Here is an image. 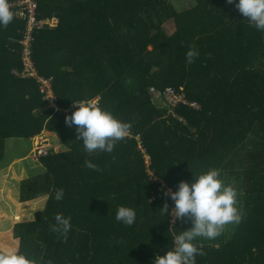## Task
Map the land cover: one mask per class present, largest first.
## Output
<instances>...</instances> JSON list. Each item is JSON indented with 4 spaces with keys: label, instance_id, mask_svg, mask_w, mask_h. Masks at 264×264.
I'll return each instance as SVG.
<instances>
[{
    "label": "trees",
    "instance_id": "16d2710c",
    "mask_svg": "<svg viewBox=\"0 0 264 264\" xmlns=\"http://www.w3.org/2000/svg\"><path fill=\"white\" fill-rule=\"evenodd\" d=\"M36 1L46 24L34 33L33 59L62 111L38 114L50 104L41 84L14 73L24 69L25 28L14 15L0 26V167L12 139L49 132L66 150L39 160L44 174L21 182L7 213L0 169V251L15 247L44 264H153L192 226L175 218L166 190L217 169L244 211L214 240L197 241L205 254L196 264H264V31L227 0H194L184 11L171 0ZM189 50L199 53L191 63ZM167 88L188 102L175 115L154 100ZM96 99L130 124L112 152L88 153L66 123L76 103ZM16 203L23 213L14 220ZM120 206L136 210L132 226L115 219ZM58 213L71 217L66 239L50 228Z\"/></svg>",
    "mask_w": 264,
    "mask_h": 264
},
{
    "label": "clouds",
    "instance_id": "9594fccd",
    "mask_svg": "<svg viewBox=\"0 0 264 264\" xmlns=\"http://www.w3.org/2000/svg\"><path fill=\"white\" fill-rule=\"evenodd\" d=\"M227 2L229 4L235 2V7L243 17L257 30L264 31V0H227ZM14 15L9 0H0V26L6 27L12 22ZM198 55L196 50H189L186 53L187 61L191 63ZM76 104H78L76 110L65 119L70 126H76L77 140L82 138V144L88 153L112 152L116 142L128 136L130 124L120 120L111 111L94 102ZM42 134L46 135V132ZM30 155L33 156L34 162H39L49 154L36 159L33 149ZM86 166L96 169V165L90 161H86ZM64 195V189L60 188L55 191L54 198L60 201ZM165 195H170L175 201L173 213L175 218L177 220L187 218L192 226L174 235L172 247H169L163 255L157 254L153 264H196V257L205 254L197 243L200 238L214 240L222 234L226 225L239 223L241 220L237 206L238 192L224 182L217 169H210L194 176L191 182L181 181L177 190H166ZM161 210L167 214L168 205L165 204ZM136 218L137 213L134 208L118 207L115 216L118 222L132 226ZM54 220L55 223L50 226L51 231L58 237L66 239L71 229V217L58 213ZM0 264H44V259L43 257L37 259L13 247L0 251ZM47 264H52V261H47Z\"/></svg>",
    "mask_w": 264,
    "mask_h": 264
},
{
    "label": "built area",
    "instance_id": "2783aa9c",
    "mask_svg": "<svg viewBox=\"0 0 264 264\" xmlns=\"http://www.w3.org/2000/svg\"><path fill=\"white\" fill-rule=\"evenodd\" d=\"M11 8L15 11V16L20 18L25 22V28L23 30V49H22V59L24 64L23 71H14V73L23 77H35L38 83L41 84L40 91L42 94H46L49 102L53 105V110L56 112H61L60 106L58 105V99L55 96L53 89V81L44 79L40 76L35 61L33 59V38L34 33L37 29L42 28L46 21H39L37 18L38 3L36 0H16L14 3L10 4ZM51 26H57L58 20L53 19L48 22ZM52 99V102H51ZM155 99L157 101L158 107L165 108L167 104L166 100L170 102L174 107L170 111L174 113V110L181 104H188L186 97L183 94L178 93L175 88H167L163 93H156ZM95 104L100 106V100L96 99L93 101ZM78 107V105H77ZM192 107L199 108L197 104H192ZM167 108V107H166ZM54 147L52 141L46 135L42 134L34 138V154L36 159L41 156H46L50 154ZM146 164L149 167L151 164V159L148 155H145Z\"/></svg>",
    "mask_w": 264,
    "mask_h": 264
},
{
    "label": "rangeland",
    "instance_id": "374dc122",
    "mask_svg": "<svg viewBox=\"0 0 264 264\" xmlns=\"http://www.w3.org/2000/svg\"><path fill=\"white\" fill-rule=\"evenodd\" d=\"M172 4L176 6V8L180 11H184L185 9L193 7V4L195 3L194 0H171ZM23 60V59H22ZM154 100L155 97H154ZM52 102V99H51ZM167 104L165 106L167 108H173L174 106L166 100ZM161 108V107H159ZM163 109V108H162ZM53 110V105L50 103L48 104L45 108L41 109L38 111L40 115L45 114L47 112H50ZM173 110V109H171ZM171 112V111H170ZM173 113V112H171ZM49 134V133H48ZM49 138L52 141V145L54 147V151L57 152H63L66 150V148L62 145V142L60 140V137L55 134H49ZM34 149V141L31 140H17V139H12L7 142V166L10 168V164L14 160H19L17 161L16 165H14V172H10L9 170V191L14 193V198L18 201V197H16V192H19L20 190V185H21V179L29 180L30 178L40 176L44 174V167L39 164V162H34L33 156L30 154L32 153ZM33 160V161H32ZM6 165L4 167H0V169L8 168ZM23 182V181H22ZM45 202V201H43ZM15 206L18 208L17 213L15 212V215H13L14 220L21 219V213L19 212V206L20 204H15ZM239 208V211L241 210L242 212L244 211V207L237 205ZM4 211L7 213L9 210V207H4ZM11 210V208H10ZM28 208H26V212H28ZM12 217V218H13Z\"/></svg>",
    "mask_w": 264,
    "mask_h": 264
},
{
    "label": "crops",
    "instance_id": "0c3cea01",
    "mask_svg": "<svg viewBox=\"0 0 264 264\" xmlns=\"http://www.w3.org/2000/svg\"><path fill=\"white\" fill-rule=\"evenodd\" d=\"M39 114V113H38ZM49 132H46V135H49L48 134ZM17 161H21V159H19V160H14L11 164H10V168L8 167V168H6V172H7V176L6 177H4V179H3V183H5V185L3 186V188H2V190H1V193H2V196H3V198H4V203H6V206L8 207L9 205H10V200H11V198L13 197V193L12 192H10L8 189H9V186H10V184H9V170H10V172H14V165H16V162ZM5 172V173H6ZM15 173V172H14ZM22 181H24V179H21V181L20 182H22ZM6 193H8L9 195L8 196H6L5 194ZM6 213V212H5Z\"/></svg>",
    "mask_w": 264,
    "mask_h": 264
}]
</instances>
